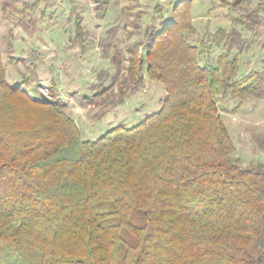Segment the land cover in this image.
<instances>
[{
	"label": "trees",
	"instance_id": "16d2710c",
	"mask_svg": "<svg viewBox=\"0 0 264 264\" xmlns=\"http://www.w3.org/2000/svg\"><path fill=\"white\" fill-rule=\"evenodd\" d=\"M191 3L177 0L145 34L143 55L140 42L127 47L133 85L144 62L164 84L159 110L95 140L53 92L31 97L24 80H6L0 54V264H264V164L238 162L217 97L232 94L236 107L264 97V68L236 78L229 49L207 64L189 39Z\"/></svg>",
	"mask_w": 264,
	"mask_h": 264
},
{
	"label": "rangeland",
	"instance_id": "374dc122",
	"mask_svg": "<svg viewBox=\"0 0 264 264\" xmlns=\"http://www.w3.org/2000/svg\"><path fill=\"white\" fill-rule=\"evenodd\" d=\"M0 0V54L5 77L31 97L55 96L66 104L83 139L95 140L109 127H127L159 110L164 84L150 79L142 65V79L133 85L127 73V47L170 19L177 0H74L83 14V40L74 37L69 0ZM233 1V0H229ZM190 41L206 50L207 64L229 49L239 65L236 78L264 68V0H243L226 6L219 0H192ZM233 31L234 39L220 34ZM200 63L202 59L198 58ZM126 88L123 99L119 87ZM223 123L235 145L241 165L264 164V97L238 98L219 93ZM236 107V108H235Z\"/></svg>",
	"mask_w": 264,
	"mask_h": 264
}]
</instances>
